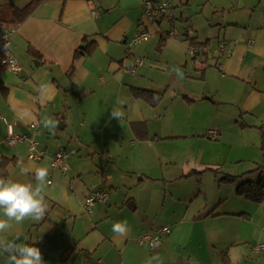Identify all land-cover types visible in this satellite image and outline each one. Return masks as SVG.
<instances>
[{
	"label": "crops",
	"instance_id": "obj_1",
	"mask_svg": "<svg viewBox=\"0 0 264 264\" xmlns=\"http://www.w3.org/2000/svg\"><path fill=\"white\" fill-rule=\"evenodd\" d=\"M144 1H46L23 23L1 26L0 35L17 29L11 51L23 70L0 65V162L6 179L35 184L44 167L51 181L44 217L13 222L6 238L39 248L45 264H227L226 252L233 264L235 248L247 264H264V250H253L264 244V203L245 198L254 204L246 212H222L224 201L203 206L201 186L180 184L202 183L201 167L216 170L180 162L192 142L233 132L264 137V0H170L171 23L146 21ZM139 29L150 39L130 48ZM85 38L97 47L75 60ZM187 38L211 51L192 58ZM224 42L236 43L230 56L218 51ZM137 57L144 64L134 74ZM45 117L57 127L45 128ZM25 129L39 141L54 137L56 153L72 148L66 173L52 168L49 146L40 144L42 161L29 159ZM175 144H186L181 157L172 154ZM97 190H109V199L87 211ZM119 221H127L126 235L112 231ZM164 226L172 232L160 248L140 245L141 233Z\"/></svg>",
	"mask_w": 264,
	"mask_h": 264
},
{
	"label": "rangeland",
	"instance_id": "obj_2",
	"mask_svg": "<svg viewBox=\"0 0 264 264\" xmlns=\"http://www.w3.org/2000/svg\"><path fill=\"white\" fill-rule=\"evenodd\" d=\"M7 2L8 0H0V7ZM1 26L7 25L0 22V31L2 30ZM60 126L62 127L61 124ZM36 140L39 143V147L40 144H42L41 146H49V150L52 153H56L55 151L59 149L58 146L51 145V143L55 141L54 137L48 141L47 139L39 141L38 138H36ZM178 143L185 142L181 141ZM192 143L194 145L190 147V150L187 149L188 155L182 158L180 162H201L208 167H215L216 170L213 172L208 170L205 166L201 167L203 168L201 170L205 171V173L200 176L203 179L202 183L197 182V180H192L194 182L183 181L180 184H193L195 187L197 186V188L201 186L203 192L200 194L197 201L203 204V206H205L206 200L214 199L220 203L224 201L222 204V212L241 213L246 212L244 210H247L246 208L250 205L254 206V204H250L248 200L245 199L246 197L239 196L235 190L238 188V185L243 182L249 180L256 181L258 179L259 172L255 170L258 169L257 164L262 165L264 163V137L261 134L253 132H233L232 134L226 135L224 139H218V141L207 139L206 142H197L196 140ZM183 145L186 144H175V146L172 147V149L175 148L172 154L181 157L184 154ZM67 147L69 148L65 151L69 155V151H71L72 148L70 146ZM81 148L83 149V152H85L84 150L86 149L83 147ZM177 160L178 159H176V161ZM227 176L239 177L237 178L236 183H231L230 185L232 186L227 187L226 184L228 183L223 181V178ZM58 177L59 175L53 176L52 181L56 183ZM108 192L110 193L109 190ZM255 206L260 207L261 205L259 206V204H255ZM248 256H251L252 261L259 260V254L252 255L251 253H248ZM4 257L5 256H0V264H8V261L4 260ZM232 257L233 264H247V261L242 259V250L239 248L232 249ZM213 260L214 261H212L211 264H215L216 261L215 259ZM220 264L222 263L220 262Z\"/></svg>",
	"mask_w": 264,
	"mask_h": 264
},
{
	"label": "built area",
	"instance_id": "obj_3",
	"mask_svg": "<svg viewBox=\"0 0 264 264\" xmlns=\"http://www.w3.org/2000/svg\"><path fill=\"white\" fill-rule=\"evenodd\" d=\"M144 8V17L145 20L150 23H158V22H173L175 19V9L174 5L170 0H146L143 4ZM94 16H97V13H93ZM17 32L16 28H12L8 32L3 35H0V65L5 67L7 70L14 74H20L23 70L22 65L19 60L11 51V43L12 37ZM170 35H175V32L172 31L169 33ZM150 39V34L142 29L137 30L133 37L129 42V47L137 46L141 43L147 42ZM250 43H253L252 41ZM235 42H224L221 43L218 47L219 53L230 56V49L235 45ZM209 49V48H208ZM202 47H190L189 55L192 58H203L208 55V50ZM144 64V59L137 57L135 61V66L131 69L132 73L135 74L137 67L142 66ZM33 128L36 129L37 125H33ZM37 133V131H35ZM209 136L216 137L215 132H210ZM18 137L11 135L8 140L9 144H13ZM29 159L33 161H42L45 158V153L39 148V143L35 138L30 139L29 151H28ZM69 155L65 150H61L57 152L52 160L51 166L53 169H58L63 173L68 171L67 159ZM51 184V181H48ZM109 199V193L104 190H97L91 193V195L86 200V209L90 211L97 203L107 202ZM172 232L170 226H164L160 229H157L153 232H144L141 233L138 237V242L140 245L147 246L150 250L155 251L161 247L162 241ZM255 253H260L264 250V244L257 245L253 248Z\"/></svg>",
	"mask_w": 264,
	"mask_h": 264
},
{
	"label": "clouds",
	"instance_id": "obj_4",
	"mask_svg": "<svg viewBox=\"0 0 264 264\" xmlns=\"http://www.w3.org/2000/svg\"><path fill=\"white\" fill-rule=\"evenodd\" d=\"M46 88L47 84L41 85L42 90ZM112 115L118 117L115 110ZM41 123L45 128L57 127V123L51 118L45 117ZM47 176L48 169L41 167L35 171V184L0 177V256L7 254L8 264H45L39 248L29 243L9 240L6 234L10 231L13 222L19 224L26 219L41 220L44 217ZM128 230L127 221L115 222L112 225V231L122 236L126 235ZM153 259H159V257ZM148 264H152L151 259Z\"/></svg>",
	"mask_w": 264,
	"mask_h": 264
},
{
	"label": "trees",
	"instance_id": "obj_5",
	"mask_svg": "<svg viewBox=\"0 0 264 264\" xmlns=\"http://www.w3.org/2000/svg\"><path fill=\"white\" fill-rule=\"evenodd\" d=\"M16 1V2H15ZM25 2V5L19 7L17 0H9V4L0 7V22L6 25H12V27L23 23L33 12L46 1L52 0H18ZM68 1V0H61ZM187 41L190 43V47H202L208 49L209 43L198 44L194 39L187 38ZM97 47L96 41H89L85 38V45L80 48V51L75 55V60H77L81 54H90L93 53ZM33 52V51H32ZM4 89L3 82L0 81V92ZM7 162H0V177L6 178L7 173ZM259 177L256 181H246L238 185L237 193L246 197L247 199L254 201L259 204L264 203V165L259 166L258 169ZM236 176H227L223 178V181L226 183H236ZM224 260L226 263H229L230 256L226 252L224 255Z\"/></svg>",
	"mask_w": 264,
	"mask_h": 264
},
{
	"label": "water",
	"instance_id": "obj_6",
	"mask_svg": "<svg viewBox=\"0 0 264 264\" xmlns=\"http://www.w3.org/2000/svg\"><path fill=\"white\" fill-rule=\"evenodd\" d=\"M63 127V126H62ZM24 135H26L28 138H31L32 137V133L28 130V129H25V131L22 132Z\"/></svg>",
	"mask_w": 264,
	"mask_h": 264
}]
</instances>
